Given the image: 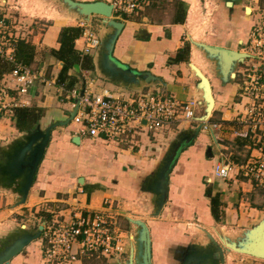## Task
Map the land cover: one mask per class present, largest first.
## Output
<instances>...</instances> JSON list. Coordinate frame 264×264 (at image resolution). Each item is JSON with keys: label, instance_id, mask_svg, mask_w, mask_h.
Masks as SVG:
<instances>
[{"label": "crops", "instance_id": "crops-1", "mask_svg": "<svg viewBox=\"0 0 264 264\" xmlns=\"http://www.w3.org/2000/svg\"><path fill=\"white\" fill-rule=\"evenodd\" d=\"M76 1L109 4L112 0ZM8 4L10 1L0 0V17H5L2 11H7L3 7ZM212 7H215L214 14L209 11ZM209 14L219 25L212 26L215 30L212 36L207 35L208 45L233 50L237 43L249 45L251 42V36L249 41H237V24L250 25V32L264 26V0H239L238 3L235 0L232 7H228L225 0H154L151 7L138 16L114 13V19L122 22L124 28L111 58L139 79L128 82L105 74L101 65L104 49L97 48L93 54L84 55L85 41L80 36L75 40V49L82 57L92 58L93 70H85L80 64L72 67L68 72L70 89L59 83L64 64L50 52L60 49V33L65 27L90 28L103 41L110 33L103 18L91 16L89 22H83L80 17L68 13L60 20L47 18L51 21L48 25L31 20L27 27L18 26L20 38L35 49L26 66L44 75L48 81L37 82L25 98L28 102L25 107H37L42 111L31 132L44 131L70 118L78 99L68 98L67 93L60 90L61 85L66 91L76 88L82 92L84 84L91 81L95 93L107 90L120 102L129 105L134 99L146 95L173 96L181 103L203 101V91L191 64L199 68L211 83L215 107L209 123L220 127L203 130L191 146L180 153L169 178L167 202L158 216L154 215L156 196L146 189V184L170 145L182 133L192 131L198 125L206 109L203 102L195 120L172 124L155 133L144 126L132 139L121 137L108 141L91 138L82 135L80 125L73 120L66 126L56 127L24 204H18L21 197L19 181L10 183L8 176L0 174V225L5 223V229L0 231V247L24 226L25 230L36 231L50 219L52 212L68 221L70 213L78 208L84 216L97 212L113 213L121 227L130 234V239L120 256L112 259L81 257L77 264H118V260H126L132 251L133 233L136 234V228L128 219L147 224L152 241V264H182L195 257V251L198 253L209 248L211 243L207 233L226 250L221 239L237 243V233L242 239L246 232L263 221V187L245 178L238 170L228 180L213 176L217 164L231 163L239 167L259 153L252 140L234 135L236 129H241L239 121L245 112L246 100L235 102L241 88L235 86L234 79L224 81L216 72V63L206 62L209 60L207 55L193 44L198 42L196 36L201 35L200 29L191 28L193 18L198 21ZM223 28L229 31L221 33ZM187 43L188 51L185 50ZM244 46L246 49L247 45ZM8 68H0V87L10 77ZM145 72L153 76L150 82L140 78ZM13 115L14 112L0 111V164L16 143L31 133L20 132L13 122ZM75 138H79L78 144L74 143ZM207 190H211L221 204L218 219L211 212ZM35 242L14 257L10 264H36L33 258L37 259V264H45L42 240L36 244L40 245L41 252L34 248L38 247L33 246ZM32 251L39 252L37 257H33ZM225 264H237V253L226 251ZM238 264H264V260L248 256Z\"/></svg>", "mask_w": 264, "mask_h": 264}, {"label": "built area", "instance_id": "built-area-1", "mask_svg": "<svg viewBox=\"0 0 264 264\" xmlns=\"http://www.w3.org/2000/svg\"><path fill=\"white\" fill-rule=\"evenodd\" d=\"M153 1L111 2L115 13L138 16L151 7ZM18 26L15 20L9 22L7 18L0 17V58L12 65L9 79L0 87V111L10 114L16 108L28 105L25 98L37 82L48 83L44 75L16 61L15 44L21 39ZM86 28L81 35L85 41L83 53L91 55L99 47L100 40L94 31ZM245 53L252 56V63L240 90V102L246 100L243 106L245 112L239 121L241 129H236L234 135L252 140L259 155L239 167L231 163L224 166L217 164L213 176L228 180L238 170L245 178L264 188V26L253 31ZM59 87L67 93L68 98L79 100L73 122L80 125V133L108 141L121 137L132 139L144 126L155 133L172 124L190 122L197 118L201 106V101L181 103L175 97L165 95H146L134 99L130 105L124 104L107 90L95 93L94 82L91 81L84 84L82 96L81 90L76 88L66 91L62 85ZM219 127V124L211 125L208 122L203 130H216ZM44 224L41 237L43 257L46 263L51 264H77L81 257L112 259L124 253L126 242L130 239V234L121 227L118 218L108 212L84 216L75 208L68 221L52 212Z\"/></svg>", "mask_w": 264, "mask_h": 264}, {"label": "water", "instance_id": "water-1", "mask_svg": "<svg viewBox=\"0 0 264 264\" xmlns=\"http://www.w3.org/2000/svg\"><path fill=\"white\" fill-rule=\"evenodd\" d=\"M64 7H67L69 13L80 17L83 22H89L91 16H100L103 18L104 25L110 30L103 41L100 40L99 48L102 47L105 53L101 59V65L105 74L114 78H122L128 82H136L138 78L134 77L130 70L119 66L112 58L118 37L123 31L124 24L113 17V6L104 2H79L76 0H57ZM228 7H232L235 0H225ZM239 0H237V3ZM247 10V9H246ZM245 10V11H246ZM194 46L202 50L209 59L216 63L219 76L223 80L235 79L237 65L243 64L246 60L252 58L247 53L228 50L212 45L193 42ZM191 68L199 79L198 86L203 91V101L206 107L204 115L199 118L198 125L194 130L182 133L169 147L167 153L161 160L157 170L150 177L146 184V189L156 196V210L154 215L158 216L167 202L169 178L173 168L184 149L191 146L198 135L208 125L215 107V99L209 79L195 65ZM140 78L151 81L153 76L150 73H143ZM83 91L81 92V96ZM79 109V100H76L74 111L68 120L53 124L44 131L38 130L29 133L22 140L18 141L7 155L6 159L0 164V174L8 176L10 183L19 181L20 199L18 204H24L30 189L33 186L38 168L43 160L47 146L51 139L52 131L58 126L68 125L76 116ZM75 144L79 143V138H75ZM83 182V180H81ZM130 224L136 228V234L133 233V246L131 254L124 261L118 260V264H152V241L150 231L146 223L128 219ZM44 223L36 231L25 230V226L16 231L9 239L2 242L0 247V264H10L11 260L21 254L32 242L41 240L44 230ZM211 245L202 251H195L193 258L186 259L182 264H225L226 251H233L249 257L264 260V219L252 230L244 234V238H239L237 243L231 240L221 239L226 250L207 233ZM134 247V248H133ZM121 262V263H120Z\"/></svg>", "mask_w": 264, "mask_h": 264}, {"label": "rangeland", "instance_id": "rangeland-1", "mask_svg": "<svg viewBox=\"0 0 264 264\" xmlns=\"http://www.w3.org/2000/svg\"><path fill=\"white\" fill-rule=\"evenodd\" d=\"M9 1H10V4H8L6 7H3L7 11L3 10L2 14L11 21L15 20L16 22H20L19 25L21 24V26L27 27L28 24L31 22V20L38 21L40 24L48 25L51 23V21H47V20H49L47 18L54 19V20H60L59 18H64L65 14L69 13L67 7H64L57 0H8V2ZM192 1L193 0H191V2ZM109 4H111V3H109ZM209 11H210V13L213 12L212 14H214L215 7H212L211 10H209ZM212 14H209L205 18L202 17V19L200 17V19H198V21L193 18L192 23H191V28L194 26V29H200V32H201L200 36H196V40L198 42L209 44V43H207L208 42L207 37L209 35L212 36L215 33V30L213 29L212 26L215 25L216 23L213 21L214 18L212 17ZM13 17H15V18H13ZM60 22H65V21H60ZM217 24L219 25V23H217ZM244 25H246V23L245 24L244 23L237 24V31H238L237 41L238 40H240V41L248 40L249 41V38L251 36L250 34H252L253 31L255 30V29H253V30L251 29L252 32H250V30H248V27L250 25H247V26H244ZM228 31H229L228 28L220 29L221 33H227ZM214 39L217 40L218 38H214ZM214 42L217 43V41H214ZM213 44H215V43H213ZM244 45H247L246 49H248V46H249L248 44L238 45V43H237V47L235 46V48L233 50L237 51V52L245 53L246 49L244 47H246V46H244ZM209 61H212V60L211 59L206 60V62L210 63ZM251 63H252V60L250 59V60H246L243 64L237 65L236 78L234 79L233 83L235 84V86H237V88L239 86V90H240V88L243 87L244 82H246V79H247L246 77L248 74L247 69L250 68L249 66H251ZM214 64H215V62H214ZM201 65L204 66V63L202 62V60H201ZM208 66H206V67H208ZM211 67H212V65H211ZM262 69L264 70V67H262ZM210 71H207L209 73V75H211ZM216 72H217V70H216ZM212 79H213V81L216 80L214 76H212ZM240 92L241 91H239V93L237 94V97L235 98V102L240 101V99H241L240 95H239ZM4 224L5 223L0 225V231L5 229V227H3ZM35 227H37V226H35ZM238 238H239V234L237 233V240H238ZM37 243H38L37 241L35 243H33L34 244L33 246H38V247H34V248L38 249V248H40V245H36ZM37 253H39V252L34 251L33 257L34 256L37 257V255H36ZM247 257L248 256H246V255L237 253V264L242 259L247 258ZM95 258L101 259L98 257H94V259ZM43 259H45V258L43 257ZM33 260L35 261L36 264L38 263L36 258H33ZM44 263L45 264H51V263H46L45 260H44Z\"/></svg>", "mask_w": 264, "mask_h": 264}, {"label": "trees", "instance_id": "trees-1", "mask_svg": "<svg viewBox=\"0 0 264 264\" xmlns=\"http://www.w3.org/2000/svg\"><path fill=\"white\" fill-rule=\"evenodd\" d=\"M83 32L84 29L80 27L63 28L59 38L60 49L57 51L52 50L50 52L51 55L64 64L59 77V83L66 85L68 89L71 87V83H68V81L71 80V78L68 77V72L72 67L80 64L85 70H93L92 58L84 56L82 57L81 54L75 49V40L78 39L83 34ZM188 48L189 44L187 43L185 50L188 51ZM34 50V46L27 43L25 40H19L16 43L15 48L16 61L23 65H29V60L30 58L32 59ZM0 68H4L5 70L8 68V70H12V65L0 58ZM41 113V109L37 107L16 108L14 110L13 122L20 132H31L41 118ZM206 195L211 200V212L213 217L218 219L220 213L219 208L221 204L218 198L211 194V190H207Z\"/></svg>", "mask_w": 264, "mask_h": 264}, {"label": "bare ground", "instance_id": "bare-ground-1", "mask_svg": "<svg viewBox=\"0 0 264 264\" xmlns=\"http://www.w3.org/2000/svg\"><path fill=\"white\" fill-rule=\"evenodd\" d=\"M110 5H112L113 6V4H112V2H111V4ZM115 13V8H114V6H113V14ZM99 40H100V38H99ZM94 53V52H93Z\"/></svg>", "mask_w": 264, "mask_h": 264}]
</instances>
